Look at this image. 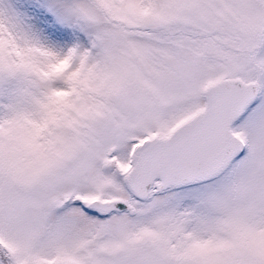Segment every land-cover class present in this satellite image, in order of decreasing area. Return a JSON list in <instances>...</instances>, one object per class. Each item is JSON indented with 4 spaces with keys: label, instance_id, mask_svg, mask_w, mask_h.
<instances>
[{
    "label": "snow or ice",
    "instance_id": "1",
    "mask_svg": "<svg viewBox=\"0 0 264 264\" xmlns=\"http://www.w3.org/2000/svg\"><path fill=\"white\" fill-rule=\"evenodd\" d=\"M0 264H264V0H0Z\"/></svg>",
    "mask_w": 264,
    "mask_h": 264
}]
</instances>
